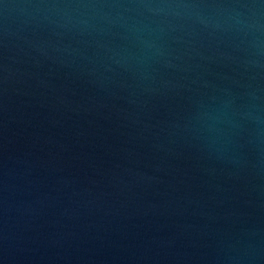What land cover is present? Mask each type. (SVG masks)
<instances>
[{
    "label": "water",
    "instance_id": "water-1",
    "mask_svg": "<svg viewBox=\"0 0 264 264\" xmlns=\"http://www.w3.org/2000/svg\"><path fill=\"white\" fill-rule=\"evenodd\" d=\"M0 264H264V0H0Z\"/></svg>",
    "mask_w": 264,
    "mask_h": 264
}]
</instances>
